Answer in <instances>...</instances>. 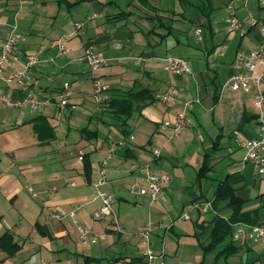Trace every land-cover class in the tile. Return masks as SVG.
<instances>
[{"label": "crops", "instance_id": "0c3cea01", "mask_svg": "<svg viewBox=\"0 0 264 264\" xmlns=\"http://www.w3.org/2000/svg\"><path fill=\"white\" fill-rule=\"evenodd\" d=\"M230 1L213 0L215 10L209 25L175 22L173 33L161 38L151 32L153 25L145 17L153 13L144 2L168 17L181 11L172 0H0V48L14 25L23 34V52L35 53L44 48L41 63L33 69L38 82L35 96L55 97L64 85L73 92L63 112L56 108V101L37 114L14 109L19 111L14 124L5 131L0 128V134L28 130L32 147L61 155L57 169L36 175L25 186L31 198L38 200L36 213L33 209L24 211L28 207L18 200L20 186L6 197L13 201L10 210L14 217H0V237L11 234L20 249L12 257L0 251V264H36V255L42 250L50 254L48 264H83L84 257L93 260L90 264H141L144 247L139 233L149 223L155 227L149 247L162 254L164 264H264L261 244L247 240L233 243L231 236L205 250L210 245L214 220L228 222L232 214L227 199H214L221 182L233 189L241 201V211L250 215L247 225L264 229V179L255 174L250 164L242 163L244 151L237 145L261 136L254 93L223 87L233 73L236 52L254 50L264 40L260 31L264 26V0L237 3L238 19L251 16L257 22L244 35L225 29V6ZM77 24L82 25L79 30ZM196 29L201 31L200 39L194 36ZM58 41L67 47L64 58H54ZM87 49L99 52L105 59L96 73L77 61ZM167 57L186 60L190 73L164 71ZM20 66L21 63L17 68ZM257 72L264 75V64ZM94 78L107 86L110 98L142 88L153 99L143 107L134 104L129 116L115 120L105 107L101 109L91 101ZM170 89L182 101L200 100L188 113L190 126L177 136L162 130L161 125L164 121L173 123V109L179 106L170 108L154 99L155 93ZM260 89L264 94V76ZM12 95L18 98L22 93L12 91ZM77 111L82 114L78 113V118L84 121L80 130L95 132L94 138H71L72 127L61 124L62 118L66 122ZM85 113L89 115L87 121ZM39 115L55 131L50 141H39L32 130L31 120ZM104 128L106 135L100 137ZM121 141L125 145L107 159L108 145ZM152 149L159 155L153 156ZM80 156L90 162L89 181L84 177ZM205 157L211 169L199 179L198 170ZM143 164L170 176L156 203H150L145 195L129 193V185L141 178L139 167ZM101 172L107 181L101 190L113 195L112 214L95 220L99 202L91 201L95 191L92 183ZM8 179L0 172V189ZM71 182L76 186L70 187ZM72 211L78 225L105 239L95 245L80 243L69 219L60 222L53 218L54 214ZM24 225L33 228L29 236L20 229ZM30 236L34 239L29 240Z\"/></svg>", "mask_w": 264, "mask_h": 264}, {"label": "built area", "instance_id": "2783aa9c", "mask_svg": "<svg viewBox=\"0 0 264 264\" xmlns=\"http://www.w3.org/2000/svg\"><path fill=\"white\" fill-rule=\"evenodd\" d=\"M240 2L244 3L247 0H231L225 6L223 22L228 33L244 35L248 29L257 26V22L251 16L238 19L236 5ZM81 26V24H77L76 29L79 30ZM260 27L264 38V26ZM200 33L201 31L196 29L194 36L200 39ZM22 39L23 35L14 25L0 48V102L6 109H28L31 113H39L51 106L53 101H56V108L60 112H63L73 92L68 85H64L55 97H43L39 99L35 96L38 82L34 77L33 69L41 63V54L44 48H40L35 53L27 54L21 49ZM55 49L56 53L54 58H64L68 54L66 45L60 41L56 43ZM54 58L51 57L49 60L52 62ZM77 61L84 64L91 73L98 72L105 64V59L102 55L91 49L85 50ZM20 63V68H17V65ZM261 64H264V40L254 50H239L236 52L232 65L233 73L228 77L223 87L233 92L254 93V106L258 112L261 136L255 140H243L238 142L237 145L244 151L242 163L250 164L255 174L264 179V94L260 89L264 75L263 73L257 72ZM163 70L170 74L190 73V66L184 59L167 57L164 61ZM12 91L14 93H22V96L15 98L12 95ZM91 96L94 103L98 106L105 107L110 100L107 86L98 78H94L92 81ZM154 99L170 108L179 106L177 110L174 111L173 109V123L164 121L161 125L162 130H169L173 136H177L190 126L188 113L191 111L193 104L200 103V100L197 98L186 101L180 100L176 95V91L173 89L165 93H155ZM124 145L125 143L123 141L109 144L106 150L107 159L111 158L116 150ZM151 153L155 157L159 155L158 150L152 149ZM79 160H82L81 156ZM139 172L141 178L134 179L132 184L129 185V193L134 196L145 195L150 203H156L163 195L165 185L170 182V176L154 171L149 164L140 166ZM106 183L107 181L103 172L92 183L95 191L91 195V201L99 202V208L93 215L95 220L108 217L112 214L111 202L113 195L101 190V187ZM69 186L75 187L76 184L71 182ZM53 217L58 221L63 218L69 219L76 227L80 243L95 245L105 239L104 236L92 235L86 228L78 225L74 211L66 215L56 214ZM154 230V225L149 223L139 233V238L144 247L140 253L141 264H164L162 254L155 252L149 247L150 236ZM231 239L233 243L247 240L253 244H261L264 248V229L261 226L235 223L233 225Z\"/></svg>", "mask_w": 264, "mask_h": 264}, {"label": "trees", "instance_id": "16d2710c", "mask_svg": "<svg viewBox=\"0 0 264 264\" xmlns=\"http://www.w3.org/2000/svg\"><path fill=\"white\" fill-rule=\"evenodd\" d=\"M147 2V0H144ZM177 2L180 6V12H172L170 16H162L159 14V10L145 3L146 8L150 10L153 15L145 17L146 20L153 25L151 32H156V34L165 38L173 33L172 25L175 22L188 23L190 25H200L206 26L210 24L212 20V14L215 10L213 0H172ZM153 99L152 95L145 89L139 88L133 92L123 95L121 97L110 98L109 102L105 106L106 113L110 114L115 120H121L123 116H129L134 110V104L143 107L148 101ZM33 126L32 130L35 133L37 139L41 142L50 141L54 138V129L49 125L47 119L42 116H36L31 120ZM123 125V123L120 124ZM82 135H86L87 139L94 138L96 134L89 132L86 128L80 130ZM82 169L84 177L87 181L90 179L91 175V165L86 156L82 157ZM206 157L203 160L201 168L198 170V178H203L210 171ZM215 201L221 199H227L229 206L232 209V214L228 222H224L220 219H215L213 224V229L210 235V245L207 249H212L215 245L219 244L224 240L226 236H231L232 225L235 223H249V216L241 211L242 204L233 194V189L229 187L225 182L218 184L215 193ZM20 247L14 241L13 237L9 233H4L0 237V251H2L6 257L14 256ZM93 260L89 257H84L83 264H90Z\"/></svg>", "mask_w": 264, "mask_h": 264}, {"label": "rangeland", "instance_id": "374dc122", "mask_svg": "<svg viewBox=\"0 0 264 264\" xmlns=\"http://www.w3.org/2000/svg\"><path fill=\"white\" fill-rule=\"evenodd\" d=\"M46 97H50V96H46ZM91 101L94 103L92 98ZM99 107L103 109V106H99ZM18 113H19L18 110L4 108L2 103L0 102V128H2L3 131L9 129L10 128L9 125L14 124L15 115ZM78 113L81 114V112L77 111L76 114L72 118L66 120V122L62 118V123H61L64 124L65 126L68 125L72 127V129L74 130L72 131L73 135L70 134L69 136L71 138L74 137L75 139H77L76 138L77 135L81 137L82 134L80 133V128L84 126V121L81 118V116H79V118H81L82 120L79 121ZM26 115L30 116V114H28L27 112ZM85 115H86L85 120L87 121L89 115L87 113H85ZM104 127L106 129L109 128L106 125ZM105 128L104 131H100V137H104V135H106ZM63 129L61 131L64 134ZM31 139L32 136L28 134V130H22L19 132H16L15 130L14 131L11 130V131H6V133L0 134V151H1L0 172L4 175H8L9 177L6 184L3 186L2 189H0V217L4 216L3 218L5 220L8 219V217L9 218L14 217L13 211L10 210V207L13 206L12 203L13 201L10 202L8 199H6V197L8 196V194L12 192V190L16 189L18 186H20L22 189L17 193L18 200L21 203H23V205H26L28 207V209L24 211L32 212L34 210V212L36 213L38 209V200H34L31 198V196L27 192V189H25V186L27 185V183H30L31 180L34 177H36V175L37 176L45 175L48 171L57 169L58 166L60 165V162L58 160L61 159V155L58 151L47 152L46 149L42 150L36 147H32L29 141ZM41 219L44 221L43 217H41ZM62 220H60V222ZM25 225L20 229H23L22 231L25 232L26 235H28L30 232H32L31 229L33 228L27 227ZM32 239H34V237L32 238V236H30L29 240ZM35 247H38V245H36ZM48 255L50 254L42 250L41 253H38L36 255V264H42L41 262L48 264L50 262Z\"/></svg>", "mask_w": 264, "mask_h": 264}]
</instances>
